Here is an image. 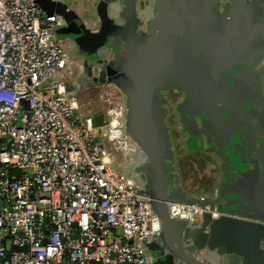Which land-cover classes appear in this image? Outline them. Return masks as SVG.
<instances>
[{"label":"built area","instance_id":"obj_1","mask_svg":"<svg viewBox=\"0 0 264 264\" xmlns=\"http://www.w3.org/2000/svg\"><path fill=\"white\" fill-rule=\"evenodd\" d=\"M58 24L34 0H0V264H148L161 221L69 91ZM169 208L193 224L223 214Z\"/></svg>","mask_w":264,"mask_h":264},{"label":"water","instance_id":"obj_2","mask_svg":"<svg viewBox=\"0 0 264 264\" xmlns=\"http://www.w3.org/2000/svg\"><path fill=\"white\" fill-rule=\"evenodd\" d=\"M34 3L44 14L59 17L64 27L57 31L58 36L63 33L79 39L89 48L86 49L89 54L106 45L114 49V57L102 66L95 62L93 55L84 58L80 79L116 85L126 95V133L144 153L140 164L133 168L146 179L145 183L135 182L133 170L131 183L149 196L152 210L161 221V238L170 252L185 264H224L226 256H231L229 264H239L240 260L242 264H264V209L249 212L245 208L228 207L229 204L223 207L220 201L205 196H189L181 186L169 190L172 175L168 169L174 163V153L166 121L168 109L164 107L167 100L159 95L161 90L185 91L188 97L179 112L182 122L193 121L188 132H193L196 117L214 118L209 142L216 141L220 146L221 136H217L216 124H219L220 112L224 113L228 107L220 108L217 102L227 96L231 76L223 75L227 66L220 63L217 53H228L232 43H240L242 49L239 50L247 60L244 55H249L253 44L264 43V29L259 19L247 14L232 15L229 20L228 8L222 4L220 12L214 7V0H150L147 7L156 5L158 13L146 22L141 0H127L126 22L120 23L110 17L108 1L102 0L98 5L99 29L91 32L86 21L69 6L56 0H34ZM188 20L193 22L192 28L180 34L182 28L187 29ZM245 39L246 43H242ZM255 53L263 57L264 48L255 49ZM96 65L99 75L92 77L91 69L94 74ZM262 73L258 86L259 97L264 101V71ZM251 80L255 82L250 85H255L257 79ZM204 86L208 91L206 98L201 97ZM72 90L70 87L69 91ZM201 108L219 113L208 116ZM92 119L94 126L108 124L104 111ZM125 168L130 171L127 164ZM175 176V181L179 182L178 175ZM169 202L219 208L223 214L206 213L199 223L193 224L172 217ZM184 240L188 241L187 245Z\"/></svg>","mask_w":264,"mask_h":264},{"label":"crops","instance_id":"obj_3","mask_svg":"<svg viewBox=\"0 0 264 264\" xmlns=\"http://www.w3.org/2000/svg\"><path fill=\"white\" fill-rule=\"evenodd\" d=\"M102 0H73L72 5L69 6L70 9L75 11L80 18L85 21V18L94 21L97 25L99 23L98 16V5ZM108 1V12L112 19L117 22L125 23L126 22V1L127 0H107ZM218 4V7L222 8V4L230 12L229 16H242V15H251L256 19H259L261 22V27L264 29V0H214ZM223 9V8H222ZM157 13V7L150 6L145 7V21L153 18ZM86 14V15H85ZM85 17V18H84ZM64 27L63 23L59 21L57 31L62 30ZM98 28V26H97ZM82 48L89 49L86 47L83 42H78ZM250 47V46H249ZM251 48V47H250ZM264 43H254L250 49L249 55H244L247 57V63H240V68L238 70V79L239 86L238 90H244V93H240V117L238 119H243V125H241L242 131H246V134H240L239 143L246 145L245 152L237 151L234 154V151L224 157L225 162H220L215 159V163L219 169L218 178L215 180L214 186L208 191H204V194L199 196H205L209 199L220 201L223 207H236V208H245L249 209V212L257 208L264 209V101L259 97L260 92V83L259 81L263 79L264 71V56L262 57L259 54L255 53V49H263ZM71 50V49H69ZM99 51L105 53H113L114 49H109V47L104 46L98 49ZM105 50V51H104ZM110 50V51H107ZM107 51V52H106ZM107 53V54H108ZM78 57V59H77ZM74 58L72 66L79 65V71L75 73V69H68L67 74L72 77V80H75V77L79 80L85 81L86 79H80L81 67L85 61L79 56L73 54ZM80 59V63H79ZM78 60V61H77ZM69 77V76H68ZM70 77V78H71ZM251 78H256V84L250 85L252 81ZM116 86V85H110ZM235 87V86H234ZM257 87V88H256ZM106 98V105L104 112L106 113L111 107H115L116 103L109 95V90ZM238 97V94L236 95ZM245 109H248L246 112ZM246 113H248L246 115ZM106 116V115H105ZM107 121L109 119L106 116ZM236 120L232 121V124H236ZM229 125V123H228ZM230 126V125H229ZM227 124L222 125V129H229ZM236 126V125H235ZM233 126V127H235ZM239 126V125H237ZM228 131V130H227ZM233 139L232 137H221L220 146L222 148L229 147L227 145L228 141ZM111 144H118L117 135L110 137ZM221 154V153H220ZM221 156H225L221 154ZM233 157V158H231ZM210 158V157H209ZM212 158V156H211ZM210 158V159H211ZM246 172H241L240 169ZM202 178L204 180L205 187L208 188L207 179L208 175H205ZM145 177L141 174H137L134 178L135 182L145 183ZM175 185L170 191L176 190L178 186H181L179 182L174 181ZM182 187V186H181ZM185 192L189 194V189L184 188ZM190 196V195H189ZM198 196V197H199ZM196 197V196H192ZM226 205V206H225ZM247 211V210H246ZM264 212V211H263ZM184 236V234H183ZM184 243L187 245L188 241L184 240ZM230 257L226 256L223 258L224 264L230 263ZM232 261V260H231ZM150 264H185L182 261H179L171 252L167 249L155 250L150 258ZM239 264H242L240 260Z\"/></svg>","mask_w":264,"mask_h":264},{"label":"rangeland","instance_id":"obj_4","mask_svg":"<svg viewBox=\"0 0 264 264\" xmlns=\"http://www.w3.org/2000/svg\"><path fill=\"white\" fill-rule=\"evenodd\" d=\"M69 6H73L72 2L68 3ZM62 36V34H61ZM237 36V34H236ZM247 39L243 40L242 43H246ZM108 57V59H111L114 57V53H108L104 56ZM102 59V58H101ZM94 74L91 69V75L92 77H95L94 75H99V66H94ZM79 71V65L75 68V73ZM80 80H72V77L69 79V85L74 86L72 82H76ZM82 81V80H81ZM77 87L75 85V93L76 97L80 101V106L82 111L84 112H91L98 114L100 112H103L106 105V98L108 94V89L110 88V85H107L106 83H94L92 80H88L85 82L84 86H81L79 89L80 91H76ZM78 89V90H79ZM222 108V106H219ZM168 109V115L166 117V121L170 128V135H171V141H172V152L174 153V162L176 163L177 170L170 166L171 169V175H172V182L176 180V174L178 175L179 184L182 186L183 190L186 187L187 191L188 188L190 196H196L198 197L201 194H204V191H208L212 189V186H214L215 180L218 178L219 169L217 167V164L215 163V159H217L220 162H225L224 157H227L228 154L232 153L234 151H241L245 152L246 145L239 143L238 139H233L228 141L227 145L229 147L222 148L221 146H218L217 142L210 143L209 137L212 131V127L214 124L208 122V117L205 115L204 117H196L194 120L195 128L193 132H188L190 127V124L193 121L189 122H182V115L174 106L167 107ZM219 113L217 110H212V114ZM242 120V119H241ZM243 121V120H242ZM219 125V124H218ZM235 126L232 129L223 130L222 128H219V126L216 128L217 136L221 137H233L235 138L237 136V133H244L246 134V131H242L241 125ZM104 129H108L107 125L103 126ZM220 134V135H219ZM221 151V154L225 153V156H221L219 149ZM137 151L130 152L129 154L125 155L121 159V161L130 168V171L132 172L136 165H139L141 162V158L143 157L144 153L137 147ZM133 154V155H132ZM122 155V154H120ZM211 156L214 157V159L211 158ZM211 159H210V158ZM233 158V157H231ZM126 160V162H124ZM134 167V168H133ZM241 172H245L243 168L240 169ZM176 172V174H175ZM246 173V172H245ZM205 175H208L209 179H207L208 188L205 187L204 177ZM185 191V190H184ZM200 197V196H199Z\"/></svg>","mask_w":264,"mask_h":264},{"label":"flooded vegetation","instance_id":"obj_5","mask_svg":"<svg viewBox=\"0 0 264 264\" xmlns=\"http://www.w3.org/2000/svg\"><path fill=\"white\" fill-rule=\"evenodd\" d=\"M150 3V0H141V6H142V9L141 10H145V7ZM216 6H214L216 9H218L220 12L223 10H220V7H218V4L215 2ZM154 6V4H153ZM157 13H158V9H157ZM156 13V15H157ZM226 15V14H225ZM232 16H229L228 19L230 20ZM85 18V17H84ZM85 21L84 23H87L86 26L88 27L87 29L91 32H96V30L99 29V27L97 28V25H95L96 23L94 21H91L90 19H87L85 18ZM90 21V23H88ZM99 24V23H98ZM149 28H150V22L149 24L147 25ZM187 29H183L182 28V31L180 32V34L184 33V32H188V29L192 26H193V22L188 20L187 21ZM233 34V33H232ZM181 36H179L178 38H180ZM59 38V42L60 44L68 51L69 53V61H68V65H67V70L69 69H75L76 66H72V63H73V59L72 56L73 54L79 56L80 58H82L84 60V58H90L91 56L90 55H93L95 57V62L100 64V66H102L107 60H108V57H105L104 56L108 53L107 51H110V50H107L106 52L107 53H104V55H102L101 51L99 50H96V52H93V54H89L88 52H86L87 50H85V48H82V46H80L78 44L79 42V39H76L75 37H72L71 35L67 34V35H64L62 33V36H58ZM177 38V39H178ZM187 42V40H186ZM233 42V41H232ZM233 47L231 51H229L228 53H225V54H222V53H217L218 55V59L220 61V63L224 62L225 63V66H227V69H225L224 71V76L226 77H230L231 76V83L230 84H227L228 87H227V96H223L222 99H220V101L217 102V106H226L228 107L224 113L220 112L219 114V125L216 124V127H220L222 128V125L225 126L227 123H229V129H232L234 128L233 126H237L238 123L239 124H244L240 119H238V117H240V93L242 91V93H244V90H243V87H242V90H238V82H239V79H236L238 78V70L240 68V63L241 61H238V60H244L246 63L250 60H245L243 57H242V48H241V44L240 43H232ZM230 48V49H231ZM239 48H241L239 50ZM71 49V50H69ZM229 49V48H228ZM105 51V50H104ZM110 53V52H109ZM234 56L235 58L233 59L232 57ZM102 58V59H101ZM78 59V57H77ZM93 59V58H92ZM87 60V59H86ZM78 61V60H77ZM75 62V61H74ZM79 63H80V59H79ZM233 64V68L229 67ZM97 66V65H96ZM95 69V68H94ZM70 75H69V79H70ZM87 77H89V74H87ZM75 80H79L77 79V77H75ZM69 81V80H68ZM87 81V79L85 80ZM85 81H76L75 83L72 82L74 84V86H78L77 87V90L76 91H80V87L81 86H84L85 85ZM235 86V87H234ZM70 87L75 91V89L73 88V86H70L69 85V89ZM116 88H118L117 86H115ZM206 87L207 86H204L203 87V90H202V98H206L208 96V91H205L206 90ZM216 88V85L215 83L212 84V89L214 90ZM79 89V90H78ZM208 89V88H207ZM122 93V92H121ZM238 94V97H236V95ZM159 95L160 97H163V98H166L167 102L164 104V107H175L177 110H179L180 106L183 105V103L185 102L186 98L188 97L187 93L185 91H182V90H178V89H171V90H161L159 92ZM203 107V106H202ZM202 109V112L204 114H207L208 116H210L209 114H212L211 113V110L209 109H206V108H201ZM233 109V110H232ZM246 112L248 111V109H245ZM233 111V112H232ZM209 112V113H208ZM248 113H246L247 115ZM236 120V124H232V121H235ZM208 122L209 123H212L213 122L215 123L214 121V118H208ZM222 124V125H221ZM245 125V124H244ZM212 129H214V126L212 127ZM228 130V129H227ZM241 133H237V136L233 139H240ZM231 138V136H230ZM231 139V140H233ZM121 156L118 157V161H121ZM212 159H214V157L212 156ZM216 161V160H215ZM122 162V161H121ZM123 163V162H122ZM173 168L175 169V171L177 170L176 168V163L174 162L173 163ZM125 167V165H123ZM122 166V167H123ZM172 166V165H171ZM135 171V175L138 174L137 170H134ZM168 172H171V169L169 168L168 169ZM176 174V172H175ZM177 175V174H176ZM136 176H134L135 178ZM175 184L171 181L170 184H169V190H171L173 188ZM162 232V231H161ZM161 249H167L169 250L166 245L164 244L162 238H161V234L157 237V240L155 242L152 243V245L150 246L149 250H148V264H150V258H151V255L152 253L155 251V250H161Z\"/></svg>","mask_w":264,"mask_h":264},{"label":"bare ground","instance_id":"obj_6","mask_svg":"<svg viewBox=\"0 0 264 264\" xmlns=\"http://www.w3.org/2000/svg\"><path fill=\"white\" fill-rule=\"evenodd\" d=\"M121 92L122 90L119 87L116 88L115 86H111L109 95L116 103V106L111 107L109 110H107L105 115L109 119V122L107 121V126L110 131V137H114V135L116 134L118 139V144H111L112 147L115 150L127 155V153H133V151L136 150L137 145L126 133V95Z\"/></svg>","mask_w":264,"mask_h":264}]
</instances>
